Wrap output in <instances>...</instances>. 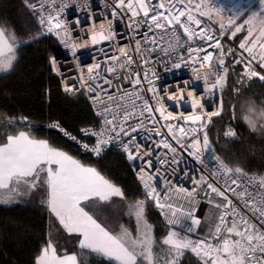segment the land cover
<instances>
[{
	"label": "snow or ice",
	"instance_id": "1",
	"mask_svg": "<svg viewBox=\"0 0 264 264\" xmlns=\"http://www.w3.org/2000/svg\"><path fill=\"white\" fill-rule=\"evenodd\" d=\"M259 2L260 0H257V5ZM53 5V9L46 16L43 10L39 12V23L47 35L55 36L65 50V55L69 56L71 63L68 64L67 71L71 72L74 64L80 74L65 76L61 73L55 56L50 58L51 70L62 77L65 92L76 94L84 91L93 102L100 121L99 129H80L84 136L95 137L94 144L84 143L82 147L99 156L109 146L118 144L133 167H137L139 162L138 178L143 186L145 199L130 205V214L134 215L136 220V234L133 235L126 228L119 234H113L82 206L83 202L92 198L101 201H107L114 196L123 198L124 192L120 187L114 185L96 168L86 166L67 152L53 147L45 140L32 138L24 131H20L18 135H9L7 142L0 146V201L7 202L24 194L20 190L21 186L27 192L43 189L46 199L42 203L65 232L78 235L80 249L102 255L109 259L110 264H160L158 254L154 253L157 240L153 235V225L145 218V201L153 200L169 226L167 234L159 241L161 251H164L166 257L163 264H180L185 250H190L200 257L203 264H264V207L256 208L252 213L255 216L256 212H259L258 218L262 227H258L247 217H241L238 221L235 215L229 226V206H232L233 212L235 207L227 193L232 192L236 196L243 193L232 187L221 190L201 176L200 183L206 185L212 194L222 200L215 201L208 192L205 193L209 204L219 210L218 222L214 221L206 234L192 239L190 234L195 233L201 225V219L194 215L195 209L192 207L193 192L183 187L175 188L179 193H186L185 203L174 201L170 195L175 186L169 175L176 174L180 162L177 158V148L169 142V136L197 162L211 165L215 159L218 169L213 172L214 177L217 172H233L218 156L214 157L205 129L213 117H221L224 113V102L220 93L226 86L228 76V69L224 67L225 56L234 55V52L230 49L226 53L222 41L235 40L238 38L237 34L243 32L219 25L218 37L204 29L201 20L194 17L193 9H196L200 17L209 16L210 10L200 11L202 5H192L191 0L187 4L185 0H115L111 6L112 19L99 25L93 16L81 19L76 15L78 9L85 10L90 7L89 0H61L58 6H55L53 0ZM72 5L75 7H71ZM30 7L35 9L36 5ZM127 13H130L128 27L132 31L128 38L129 43L124 46L117 44L115 53L110 56L103 49L100 50L104 54V69L101 67L102 62L89 63V60L95 59L90 53L87 54L88 59L84 58L85 53L77 55L78 50L87 49L90 45L115 41L117 31L113 27V21L122 19ZM78 27L87 39H72V32ZM141 28L145 29L143 33L139 31ZM178 29H182L187 39L184 50L188 55H180L177 62L171 64V70L175 74L183 65L191 63L195 66L198 62V67L193 70L195 80H202L204 86L200 96L196 95L195 87L185 91V88L181 87L182 78L178 77L173 83L157 86L154 82L158 79L155 73L149 78L145 72L142 78L138 70L141 63H149L150 57H146L144 52L155 51L156 30H170L171 40L175 41L174 44H169L172 52L182 47ZM150 33L153 35L150 36ZM137 35H141L142 40L137 39ZM196 40L200 41L199 45H195ZM246 40L248 36L244 35L238 44L241 59L235 60L234 63L244 65V76L249 80L258 78L264 81V44L259 45L262 54L259 61H256L253 50L257 45L249 47L245 43ZM142 41L152 44L153 48L142 49ZM209 49L215 51V62L214 51ZM161 51L171 59L168 49ZM136 56H140L141 60L138 61ZM15 59L12 43L8 42L4 32L0 30V73L11 70ZM133 65L137 67L134 68ZM200 69L206 71L201 73ZM105 71L107 75L102 74ZM210 76L214 78L210 79ZM73 79L79 82V87L69 84ZM143 80L148 81L147 89L143 87ZM184 83L187 84V81ZM125 84L131 87L126 88ZM145 91L152 93L154 104L145 98ZM231 91L236 96L241 94L239 86ZM165 100L171 104L166 106ZM185 101L192 109L191 114H186ZM213 103L216 104L215 109L204 110L206 107L211 109ZM197 110H201L200 114H197ZM237 110L236 105L229 106L230 121L239 122ZM160 120L167 123L160 125ZM172 121L177 123H171ZM180 121H183V124L179 123ZM52 126L71 140L77 141V137L61 127L58 122ZM162 128L167 129V134L162 132ZM199 133H203L202 142ZM190 136L191 143H184ZM225 136H236L231 123L225 131ZM154 137L160 139L156 140ZM161 148L167 150L163 155L157 151ZM168 153H172L171 157ZM205 153L208 154L207 161L203 159ZM156 164L160 167H156ZM234 171L236 174L242 172L241 169ZM180 175H186V172L181 169ZM224 183L227 185V180ZM238 183V179H231V185L238 186ZM161 184L164 186L163 194ZM259 184L264 186V176L259 177ZM249 198L253 199L250 194ZM165 208L167 212L163 211ZM238 223L242 225V230L238 228ZM35 264H78V258L76 254L58 255L54 243L49 240L40 250Z\"/></svg>",
	"mask_w": 264,
	"mask_h": 264
},
{
	"label": "trees",
	"instance_id": "2",
	"mask_svg": "<svg viewBox=\"0 0 264 264\" xmlns=\"http://www.w3.org/2000/svg\"><path fill=\"white\" fill-rule=\"evenodd\" d=\"M34 1L0 0V28L15 45L16 57L13 68L0 73V145L6 143L9 135L24 129L33 138L43 139L81 163L94 166L122 189L124 197L114 196L107 201L92 198L83 202L82 206L113 234H119L125 228L133 233L134 222L122 213L126 205L145 197L125 154L115 146L108 147L99 156L81 153L74 142L57 128L48 126L51 122H58L77 135L81 128L93 124L96 118L85 96L80 92H65L53 75L50 58L59 56L61 47L55 36L43 32L37 11L30 7ZM199 18L214 30L221 23V19L211 12L209 16ZM241 34H237L235 44ZM225 46L227 53L230 48ZM231 50L234 55L225 56L228 76L221 98L224 113L221 117H213L206 131L213 155L218 156L233 172L235 169L242 172L264 171V81L246 78L244 65L234 63L241 59L240 50ZM237 86L240 87L239 96L231 91ZM231 104L237 106L239 122L230 121ZM245 118L255 121L256 131L250 130ZM230 123L234 126L235 137L225 136ZM20 190L24 194L7 202L0 201V264H35L37 255L49 240L59 253L76 254L78 264H110L108 258L79 248L78 235L65 232L42 203L46 199L43 189L27 192L21 186ZM145 218L153 225V235L157 240L154 253L158 254L160 264H163L166 257L159 241L169 229L161 221L159 209L149 200L145 201ZM180 264H203V261L190 250H185Z\"/></svg>",
	"mask_w": 264,
	"mask_h": 264
},
{
	"label": "built area",
	"instance_id": "3",
	"mask_svg": "<svg viewBox=\"0 0 264 264\" xmlns=\"http://www.w3.org/2000/svg\"><path fill=\"white\" fill-rule=\"evenodd\" d=\"M199 2L202 7L205 10H210L211 13L218 16L221 19V23L219 25H224L225 27H230L246 10L252 6L256 0H196ZM61 0H55V6H58L60 4ZM155 2V0H153ZM115 3V0H89L90 7L85 10H77L76 15L80 16L81 19H83L85 16H93L95 19V22L97 25L100 23H106L107 20L112 19L110 13H111V6ZM187 4V2L185 1ZM32 5H36V8L34 10L39 12L43 10L45 13V16L49 11L53 9V0H35ZM43 6V8H41ZM71 7H75V5H72ZM193 15L194 17L199 18L198 13L195 12L193 9ZM39 16V15H38ZM129 17L130 13L124 14L123 18L120 20L113 21V27L117 31V37L115 41H102L99 44L92 46L90 45L87 49H80L77 52V55L79 56L81 53H85V59H88L87 54H91L95 57L94 60H89V63L94 62H102L101 67L104 69L106 65L103 63L104 61V54L100 50L103 49L105 52L108 53V55H112L115 53V49L117 44L124 46L129 43V36L132 35L131 29L128 27L129 25ZM185 19V18H182ZM201 20V19H200ZM201 23L204 27V29H207L208 31L212 32L213 34L217 35L219 37V26L217 27V30L212 29L208 25H206L202 20ZM43 32L44 27L41 25ZM140 33H143L145 31L144 28H141ZM178 34L181 36V45L182 47H178L175 49L174 52H172L171 49H169V44H174L175 41L171 40L170 36V30L169 32H164L162 30H156L155 36H156V45H155V51H145L144 55L146 57H150L149 63L147 65H144L141 63L138 70L140 71L141 77L143 78V75L145 72L148 73L149 78H152V74L155 73L156 79L154 82L157 86H162L166 83H173L177 80V78H182L181 80V87L185 88V91L192 90L193 87L196 89V95L200 96L203 92V83L202 80H195V73H194V67H198V62L194 66L191 63L185 64L182 66V68L174 74L173 70H171V64L173 62H177V58L180 55L187 56L188 53L184 50V47L187 45V39L183 34L182 29H178ZM150 36L153 35L152 33L149 34ZM123 37V39H121ZM88 37L85 35L83 31L78 27L75 31L72 32V39L73 40H83L87 39ZM137 39L142 40L141 35H137ZM200 41L196 40L195 45H199ZM60 45V44H59ZM194 45V46H195ZM61 47V54L57 57V63L60 67L61 73H64L65 76L72 75V76H78L80 73L75 69L74 64L71 72L67 71L68 64L71 63L69 56L65 55V50L63 49L62 45ZM153 48L152 44H145L142 41V49H151ZM161 49H168L171 53V59H168L164 52L161 51ZM132 50H134V42H132ZM210 51H214L213 49H209ZM224 50V47H223ZM225 51V50H224ZM99 53V55H97ZM138 61L141 60L140 56L135 57ZM216 60V54L214 51L213 55V62ZM85 67V73H86V66ZM134 68L137 67V65H133ZM225 67V66H224ZM201 73H204L206 69H200ZM59 81L60 87L64 90V84L62 77L60 75H57V73L53 72ZM103 75H107L106 71L102 73ZM214 76H210V79H213ZM184 81H187V84L184 83ZM69 84H76L77 87H79V82L77 80H70ZM149 86L147 80H143V87L147 89ZM126 88H130L131 85L125 84ZM114 91V89L112 90ZM223 92V90H222ZM222 92L220 95L222 96ZM78 93V92H77ZM80 93H82L85 98L90 103L92 110L95 114L96 121L86 127H92L95 129H99L100 127V121L99 117L96 115V110L93 107V102L88 98L86 94H84V91L81 90ZM71 94V93H69ZM144 96L146 99H149L150 103L154 104V101L152 98V93L146 92L144 93ZM205 103L207 102V96L205 94ZM166 106L170 105L171 102L165 100ZM216 104H212V108L208 109L207 107L204 109L205 111H211L215 109ZM185 109L186 114H191L192 109L190 108V105L187 101H185ZM201 110H197V114H200ZM157 117L159 114H156ZM56 122H51L48 124V126H52ZM167 122L160 120V125H163ZM171 123H177L176 121H172ZM179 123L183 124V121H180ZM159 126V125H158ZM186 128L189 127V125H184ZM192 127H197L198 125H191ZM53 127V126H52ZM62 127V126H61ZM58 129V128H57ZM59 130V129H58ZM162 132L167 134V129L162 128ZM60 131V130H59ZM206 131V129H205ZM60 133L63 134V132L60 131ZM75 135V134H72ZM179 135V133H177ZM77 141L71 140L74 142V144L79 148L81 153H91L87 150H85L82 145L84 143H88L89 145H92L95 143V137H86L79 131L77 135ZM201 142L203 139V133H199ZM154 139L159 140L160 137H154ZM169 142L173 144L174 147L177 148V158L179 160V166L177 167V172L175 175H169V178L172 182V184L175 186L170 193L172 196V199L179 203H185L187 200L186 193H179L175 190L176 187H183L187 189L188 191L193 192V204L192 207L195 209L194 215L197 218L201 219V225L196 230L195 233L190 234V237L192 239H197L198 236L201 234H206L209 227L213 226L214 221L218 222V216H219V210H217L214 205L209 204L208 197H206L205 193L208 192V195L211 196L215 201H221L222 198L215 196V194H212L206 187V185H203L200 183V177L203 176L205 179L210 180L214 184H216L217 187H220L221 190H224L225 187H232L235 188L237 192L243 193L241 196H236L232 192H228L227 195L229 196V199L233 201V205L235 207V211L233 212L232 206H229V212L230 215L228 216L229 226H231V221L233 219V215L236 216V219L239 221L241 217H247L249 218L253 223L257 224L258 227H262L260 225L259 221V212H256V215L254 216L253 210L256 208L264 207V186H261L259 184V177L264 176V171H254V172H241L240 174H236L235 172L228 173V174H222L220 172L216 173V176H213V172L218 169V162L213 159V163L211 165L205 163L197 162L194 158L188 156V153L184 151L179 144L176 143L175 140H173L170 136L168 137ZM141 143H144V141H141ZM184 143H191V136L184 141ZM111 146H115L119 151L123 152L122 149L119 147L118 144H113ZM110 147V146H109ZM107 149V148H106ZM105 149V150H106ZM161 155L167 152L165 149H158L157 150ZM103 152V151H102ZM125 154V153H124ZM172 153H168V156L171 157ZM156 153L153 154V158L155 160ZM208 154L205 153L203 159L207 161ZM126 157V154H125ZM215 157V156H214ZM127 160V157H126ZM128 165L130 166L137 183L140 187V191L144 196V189L141 184V181L138 178V172H139V166L137 162V167H133L132 164L127 160ZM156 167H160L159 164H156ZM183 169L186 172V175H180V171ZM177 176H179V180H177ZM236 178L238 179L239 183L237 185H231V179ZM225 180H227V185H225ZM162 194H163V185H160ZM249 194L253 199L249 198ZM155 205V201L149 200ZM160 211V218L161 221L168 227L164 217L161 215ZM164 212H167V208L163 210ZM238 228L242 230V225L238 223ZM262 230H264V227H262ZM183 234V233H182ZM235 239V237H233Z\"/></svg>",
	"mask_w": 264,
	"mask_h": 264
},
{
	"label": "rangeland",
	"instance_id": "4",
	"mask_svg": "<svg viewBox=\"0 0 264 264\" xmlns=\"http://www.w3.org/2000/svg\"><path fill=\"white\" fill-rule=\"evenodd\" d=\"M185 1L187 3L189 2V0H185ZM198 3L199 2H197L196 0H191L192 5H195ZM202 9L203 8L201 7L200 10H202ZM231 28L233 30L243 29V31H242L243 33L239 36V40H237V44L234 43V40H223V45L224 46L226 45V46H228V48H230V49L233 48L236 51H238L239 50L238 44H239L240 40L243 38L244 35H247L248 40H246L245 43L249 47H252L253 44L257 45V47L253 50V55L256 57V61L257 60L259 61V57L262 54L259 45L264 44V0H260L259 5H257V0H256V2L252 6L249 7V9L234 23V25ZM229 35H230V33H229ZM14 46H13V48H14ZM20 131H24L29 135L27 130L22 129ZM20 131H18L14 135H18ZM39 140H43V139H39ZM0 146H2V145H0ZM86 166L94 167L91 165H86ZM136 201H138V200H136ZM136 201H132L131 203L126 205V207H125L126 209L124 210V213H122L123 216L128 217L129 219H132V221L134 222L135 232H133V235L136 234V220H135V216L130 214V205L134 204ZM120 207H121V205H120ZM121 217H122V215H121ZM44 246H46V245H44ZM57 254L60 256H63L64 254L71 255L73 253L72 252L59 253L57 251Z\"/></svg>",
	"mask_w": 264,
	"mask_h": 264
},
{
	"label": "clouds",
	"instance_id": "5",
	"mask_svg": "<svg viewBox=\"0 0 264 264\" xmlns=\"http://www.w3.org/2000/svg\"><path fill=\"white\" fill-rule=\"evenodd\" d=\"M245 123L249 126L251 131H256L257 130L255 121H253L251 119H248V118H245Z\"/></svg>",
	"mask_w": 264,
	"mask_h": 264
},
{
	"label": "bare ground",
	"instance_id": "6",
	"mask_svg": "<svg viewBox=\"0 0 264 264\" xmlns=\"http://www.w3.org/2000/svg\"><path fill=\"white\" fill-rule=\"evenodd\" d=\"M248 9H249V8H248ZM248 9H247V10H248ZM247 10H246V11H247ZM244 13H245V12H244ZM244 13H243V14H244ZM243 14H242V15H243ZM242 15H241V16H242ZM241 16H240V17H241ZM240 17H239V18H240ZM239 18H238V19H239ZM238 19H237V20H238ZM237 20H236V21H237ZM236 21H235V22H236ZM235 22H234V23H235ZM234 23H233V24H234ZM233 24H232V25H233ZM52 73H53V71H52ZM53 75H55V74L53 73ZM55 76H56V75H55ZM56 77H57V76H56ZM57 79H58V78H57ZM61 89H62V88H61ZM221 98H222V96H221ZM208 125H209V124H208ZM208 125H207V127H208ZM206 129H207V128H206Z\"/></svg>",
	"mask_w": 264,
	"mask_h": 264
},
{
	"label": "crops",
	"instance_id": "7",
	"mask_svg": "<svg viewBox=\"0 0 264 264\" xmlns=\"http://www.w3.org/2000/svg\"><path fill=\"white\" fill-rule=\"evenodd\" d=\"M1 29V28H0ZM2 30V29H1ZM5 38L7 39V37L5 36ZM8 40V39H7ZM8 42L10 43V41L8 40ZM14 46V45H13ZM15 47V46H14ZM7 142V141H6ZM5 144V143H4ZM3 145V144H2Z\"/></svg>",
	"mask_w": 264,
	"mask_h": 264
}]
</instances>
